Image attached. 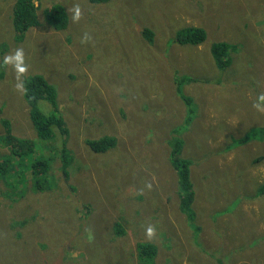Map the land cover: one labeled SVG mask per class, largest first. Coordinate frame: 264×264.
I'll return each mask as SVG.
<instances>
[{
	"label": "rangeland",
	"instance_id": "rangeland-1",
	"mask_svg": "<svg viewBox=\"0 0 264 264\" xmlns=\"http://www.w3.org/2000/svg\"><path fill=\"white\" fill-rule=\"evenodd\" d=\"M15 1L0 0V117L10 120L14 135L33 139L37 150L49 153L48 174L55 185L33 190L29 173L0 142V161L11 158L9 171H0V264H140L135 245L147 233L136 221L145 223L147 216L157 224L153 229L159 221L168 227L167 237L163 230L156 240V264H264V203L245 198L234 211L215 213L231 202L237 174L242 173L249 197L255 193L250 177L264 179V129L254 133L257 139L234 142L264 127V34L258 10L264 0H220L215 10L205 0H33L39 25L20 42L11 24ZM53 4L67 14L63 29L43 21L42 11ZM189 4L193 12L183 11ZM181 24L202 25L210 40L239 44L222 75L214 69L207 38L195 49L196 62L188 63L178 47L170 52L174 64L161 62L155 51ZM143 27L154 31L152 46L138 42ZM152 60L159 63L157 70ZM30 73L43 74L56 87L67 132L56 139L37 138L28 116L21 81ZM182 74L197 79L184 86L197 114L182 135V154L192 160L197 233L178 208L177 179L167 158L166 129L179 125L185 112L173 84ZM142 103L150 107L145 111ZM170 111L174 117L167 116ZM152 115L158 116L155 121ZM3 130L0 123V134ZM112 134L117 143L104 153L92 152L84 142ZM63 140L72 154L67 177L52 150ZM201 172L211 184L210 200ZM208 172L229 179L233 189L228 183L213 186ZM114 182L123 187L115 189ZM14 187L23 190L21 195L5 198L3 193ZM117 222L123 236L115 233Z\"/></svg>",
	"mask_w": 264,
	"mask_h": 264
},
{
	"label": "trees",
	"instance_id": "trees-1",
	"mask_svg": "<svg viewBox=\"0 0 264 264\" xmlns=\"http://www.w3.org/2000/svg\"><path fill=\"white\" fill-rule=\"evenodd\" d=\"M88 1L91 3H102L109 0ZM205 1L207 3V6L211 7L212 10H215L218 6V2H220V0ZM182 9L185 12H193L194 10L191 4L185 5V7ZM258 10L261 14L260 17L263 20L264 24V5H259ZM247 12L248 9L246 12L239 11L238 13L245 14ZM42 16L45 24L52 26L54 29H63L68 24L67 14L65 13L64 7L60 4H53L52 6L45 8L42 11ZM11 24L12 29L14 30V40H16L17 42L22 41L26 33L32 27L39 25L38 15L36 13V7L33 3V0L15 1L11 12ZM263 24L262 32L264 34ZM174 29L175 30L167 32V38L163 43L162 49L159 51H155L160 57L161 62L167 65H169L170 62L171 64H174V59L172 58L170 52H172L175 47H178L182 51H184V53L186 54L185 57L188 58L186 59L188 63H190L189 60H193L194 62H196L195 60L197 59V52L195 51V49L199 45L205 44V40L207 38V50L208 54L211 57L214 69L217 70L220 75H222L223 71H225L233 62V58L230 55L231 50H233V52H238L241 50L239 48V44H232L225 40H210V38L208 37L207 29L202 25L181 24L180 27L178 25ZM137 35L139 43L141 40H143L146 44L152 46V43L154 41V31L150 27H143L140 32H137ZM260 38L261 37L259 36L258 39ZM171 45H173L171 47L172 50L169 51ZM191 50H193V55H191ZM198 58H201V55ZM152 64L154 69L157 70L159 63L152 60ZM205 80L207 81V79ZM196 81L197 79H195L194 76L188 74L176 75L173 78L174 93L181 99L182 103L185 105V112L179 125L174 124L166 129L169 134L166 143L169 147V154L167 157L168 162L173 168V171H175L177 179L176 183L178 189V208L184 215L186 223L190 224L194 231L197 233L199 232L198 230L200 227L195 224L196 212L193 208V203H195L196 201V188L194 187V183L190 178V167L192 165V160L188 157L183 156L182 154L184 144L186 143L182 135L190 131L197 114V108L194 103L193 97L185 92L184 86L194 84L196 83ZM21 84L22 99L28 106V116L31 120L37 138H39L40 140L49 141L52 139H56L57 133L59 135H64L65 133H67L65 122L57 102L56 87L51 82H49L41 73H32L23 77ZM40 102H43V109L40 106ZM142 105H145V111L150 107V103H142ZM175 110L177 111V109ZM1 112L2 110L0 108V115ZM158 116L159 120H161L164 117V113L161 112ZM158 116L152 115L151 121H155ZM167 116L174 117V112H167ZM0 123L4 128L3 133L0 134V142H3L9 148L11 155L18 157V160L15 161V163L20 166L21 170L29 173L32 189L40 191L42 189H45V187L53 188V186L55 185L54 181L48 174L51 158L50 155H48L49 153H47L43 149L37 150V144L33 139L14 135L10 125L11 122L8 118L0 117ZM262 128L264 129V127L262 126L256 130L254 129V131L250 135L235 139L234 142L236 144H241L247 142L249 139H257L252 136L254 135V133L260 132ZM84 142L92 152L99 154L106 152L108 149L114 148L117 143V138L116 136H114V134H112L104 135L97 139L87 138ZM52 148L53 147L50 146V149ZM52 150L55 154H58L60 156L61 172L65 177H67L65 167L72 158L71 150L66 146L64 140L62 141V143H58L56 145L54 144V148ZM127 158L128 156H124L123 160H126ZM10 160L11 158L6 157L2 161H0L1 172L9 171L8 166ZM252 160L255 161V159ZM202 174L204 173H200L203 181L202 185L204 189L209 193L208 198L210 200L211 184L207 182V180L204 178V175ZM208 174H211L210 176L214 180L213 186L216 185L217 188H220L224 183H228V188L233 189L231 187V184L229 183V179H225L222 176H215L211 172H208ZM8 175L12 176V174ZM237 176V192L235 191L234 193H232L233 198L231 202L225 205L223 209L215 210L216 214L227 211H234L236 207L239 208L241 200L245 198L256 197L255 200L260 201V203H264V179L260 182H257L254 177H250L249 181L252 185L251 192L254 188L255 193L254 197H249V195H246L243 191L245 179L242 173L237 174ZM21 180L25 185L26 178H22ZM114 183L116 185L115 189H121L123 187L118 182ZM16 188L17 187H14V192H4V197L13 199L16 194L21 195L23 190H17ZM17 199H15L14 201H16ZM90 209L91 208H89V210ZM165 222L166 220L164 221V223ZM20 223H24V221H21ZM136 223H139L140 227H144L142 232L147 233L138 236L137 238L135 245L137 251V261H139L140 264H156V257H158L159 253V251L157 250L158 244L156 240L159 239V235L162 234L163 230L165 237H167L165 230H167L168 227L166 225L162 226L159 221V227L157 229H153L157 227V224L155 222H150L149 216H147L145 223H140L138 220L136 221ZM115 233H120L121 236L125 234V231L120 227V224L118 222L116 223ZM149 234L152 235L150 237V240H148Z\"/></svg>",
	"mask_w": 264,
	"mask_h": 264
},
{
	"label": "clouds",
	"instance_id": "clouds-1",
	"mask_svg": "<svg viewBox=\"0 0 264 264\" xmlns=\"http://www.w3.org/2000/svg\"><path fill=\"white\" fill-rule=\"evenodd\" d=\"M30 74H32V73H30ZM29 75V74H28ZM27 76V75H26ZM25 77V76H24ZM22 82V81H21ZM22 85V84H21ZM22 88V87H21Z\"/></svg>",
	"mask_w": 264,
	"mask_h": 264
},
{
	"label": "bare ground",
	"instance_id": "bare-ground-1",
	"mask_svg": "<svg viewBox=\"0 0 264 264\" xmlns=\"http://www.w3.org/2000/svg\"><path fill=\"white\" fill-rule=\"evenodd\" d=\"M19 89V88H18ZM21 91V90H20ZM19 93V92H18ZM66 126V125H65ZM24 139V138H23ZM10 155V154H9ZM6 157V156H5Z\"/></svg>",
	"mask_w": 264,
	"mask_h": 264
}]
</instances>
